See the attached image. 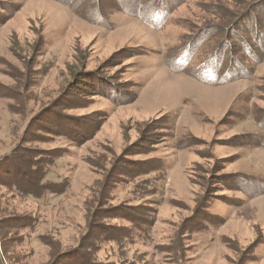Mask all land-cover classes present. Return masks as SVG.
<instances>
[{"label": "rangeland", "instance_id": "obj_1", "mask_svg": "<svg viewBox=\"0 0 264 264\" xmlns=\"http://www.w3.org/2000/svg\"><path fill=\"white\" fill-rule=\"evenodd\" d=\"M141 1L0 0V264H264V0Z\"/></svg>", "mask_w": 264, "mask_h": 264}, {"label": "trees", "instance_id": "obj_2", "mask_svg": "<svg viewBox=\"0 0 264 264\" xmlns=\"http://www.w3.org/2000/svg\"><path fill=\"white\" fill-rule=\"evenodd\" d=\"M75 1L76 0H67L66 3L69 5V7H72V10L80 11L82 6H77V5L73 6V3ZM99 3L101 4V0H99ZM149 4H150V2L144 4L141 0H136V3H135V5L133 6L132 9H130V10H128V9L127 10H121V12H126L129 15H137L138 14L139 16H141L140 15L141 13H144L145 14V18L150 20V21L146 20L147 23H149L150 25H153V26L154 25L157 26L155 23H153V22H155L157 17L160 18V19H163L162 20V23H163L165 21L166 15L169 12H171V10L168 9V7H166V5L164 3L161 4V5L159 4L158 6H154L153 3H151V5L149 6ZM147 9H148V12L151 11L150 18L147 15V12H146ZM140 11H142V12H140ZM101 17L103 18V16H101ZM97 22L101 23L102 21H100V18H99V19H97ZM157 27H160V26H157ZM254 59H256V58H254ZM56 264H61V263H59V261H58Z\"/></svg>", "mask_w": 264, "mask_h": 264}]
</instances>
